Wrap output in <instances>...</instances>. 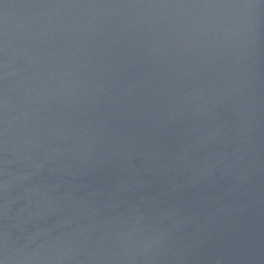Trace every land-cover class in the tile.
<instances>
[{"label": "water", "instance_id": "1", "mask_svg": "<svg viewBox=\"0 0 264 264\" xmlns=\"http://www.w3.org/2000/svg\"><path fill=\"white\" fill-rule=\"evenodd\" d=\"M0 264H264V0H0Z\"/></svg>", "mask_w": 264, "mask_h": 264}]
</instances>
